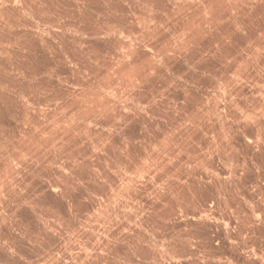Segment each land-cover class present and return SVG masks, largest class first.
Here are the masks:
<instances>
[{"label": "rangeland", "instance_id": "obj_1", "mask_svg": "<svg viewBox=\"0 0 264 264\" xmlns=\"http://www.w3.org/2000/svg\"><path fill=\"white\" fill-rule=\"evenodd\" d=\"M0 264H264V0H0Z\"/></svg>", "mask_w": 264, "mask_h": 264}]
</instances>
